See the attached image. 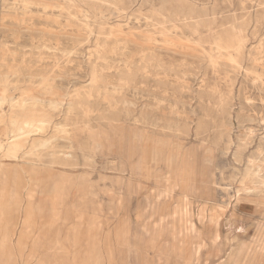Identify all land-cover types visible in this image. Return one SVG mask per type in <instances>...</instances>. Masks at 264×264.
Returning a JSON list of instances; mask_svg holds the SVG:
<instances>
[{
	"label": "rangeland",
	"instance_id": "obj_1",
	"mask_svg": "<svg viewBox=\"0 0 264 264\" xmlns=\"http://www.w3.org/2000/svg\"><path fill=\"white\" fill-rule=\"evenodd\" d=\"M0 142V264H264V0H0Z\"/></svg>",
	"mask_w": 264,
	"mask_h": 264
},
{
	"label": "bare ground",
	"instance_id": "obj_2",
	"mask_svg": "<svg viewBox=\"0 0 264 264\" xmlns=\"http://www.w3.org/2000/svg\"><path fill=\"white\" fill-rule=\"evenodd\" d=\"M68 90V89H67ZM14 105V104H13ZM16 123V121H15V119L14 118H12V124L14 125ZM22 143H19V142H12V140L11 141H9L7 144H6V151H7V153L9 154L10 153V155H12L14 152H17L18 150H20L21 148H22ZM0 146H3L2 145V143L0 142ZM4 148H5V146H4ZM17 157V156H16ZM0 173H2V169H1V167H0ZM29 198H31L32 197V193L31 194H29V195H27ZM19 199V198H18ZM157 259V258H156Z\"/></svg>",
	"mask_w": 264,
	"mask_h": 264
}]
</instances>
